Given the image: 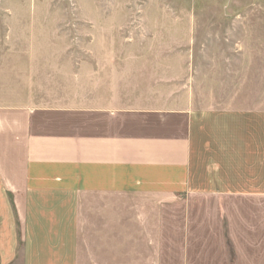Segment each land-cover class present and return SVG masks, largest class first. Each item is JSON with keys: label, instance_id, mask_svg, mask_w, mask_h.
<instances>
[{"label": "crops", "instance_id": "crops-1", "mask_svg": "<svg viewBox=\"0 0 264 264\" xmlns=\"http://www.w3.org/2000/svg\"><path fill=\"white\" fill-rule=\"evenodd\" d=\"M44 55L0 105V264H264V98L193 53Z\"/></svg>", "mask_w": 264, "mask_h": 264}, {"label": "rangeland", "instance_id": "rangeland-1", "mask_svg": "<svg viewBox=\"0 0 264 264\" xmlns=\"http://www.w3.org/2000/svg\"><path fill=\"white\" fill-rule=\"evenodd\" d=\"M45 53H193L214 97L253 106L264 98V0H0V105L27 95L21 80Z\"/></svg>", "mask_w": 264, "mask_h": 264}]
</instances>
